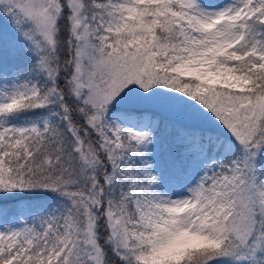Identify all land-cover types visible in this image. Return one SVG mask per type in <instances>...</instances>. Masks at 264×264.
I'll return each mask as SVG.
<instances>
[{
    "label": "snow or ice",
    "instance_id": "snow-or-ice-1",
    "mask_svg": "<svg viewBox=\"0 0 264 264\" xmlns=\"http://www.w3.org/2000/svg\"><path fill=\"white\" fill-rule=\"evenodd\" d=\"M0 264H264V0H0Z\"/></svg>",
    "mask_w": 264,
    "mask_h": 264
}]
</instances>
